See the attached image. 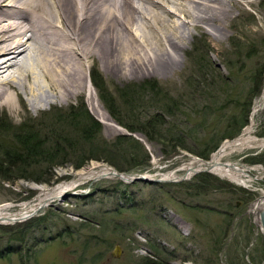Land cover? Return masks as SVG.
Here are the masks:
<instances>
[{
	"label": "rangeland",
	"instance_id": "1",
	"mask_svg": "<svg viewBox=\"0 0 264 264\" xmlns=\"http://www.w3.org/2000/svg\"><path fill=\"white\" fill-rule=\"evenodd\" d=\"M171 1L167 4L170 10L176 11L177 3L183 2L194 13L191 3ZM213 4L225 34L211 31L203 35L192 18L182 13L176 22L161 20L155 23V31L147 30L151 37L147 52L154 61L164 52H173L168 42L177 39L185 45L180 63L168 75L106 74L101 58L86 60L90 77L94 68L98 69L97 80L105 82L115 96L123 119L147 129V122L152 127L150 120L162 113L164 127L171 138L175 137L173 146L121 125L93 83V92L87 89L83 98L57 104L62 106L47 105L35 111L19 102L18 113L0 107V160L5 151L25 153L27 135L39 138L42 148L49 151L55 150L58 140H65L68 147L61 152L70 154L65 159L58 154L64 162L59 159L39 168L44 178L50 175L49 182L0 175V206L10 205L5 212L16 211L17 204L35 199L39 187L70 182L98 165L123 174L148 171L156 177L165 178L171 172L178 176L160 183L107 177L89 181L33 218L8 224L13 227L10 230L1 228L6 224L0 223V264H144L146 257L155 258L158 264H264V227L250 210L264 195L263 175L253 170L249 174L254 178L246 174L233 181L209 169L185 177L187 170L181 169L192 157L211 159L225 141L233 140H224L216 151L204 155L226 133L238 128L236 118L242 121L247 111L246 125L236 138L249 125L254 136L264 138V0H220ZM158 30L164 39L161 44L154 38ZM199 87V92L207 93L203 102L201 95L191 96ZM124 92L139 95L134 106L125 102ZM217 103L222 105L220 109L215 108ZM104 110L123 130L102 122L98 116H103ZM88 114L100 122L101 139L112 141L130 135L141 142L150 157L148 163L120 171L112 160L130 165L129 156L115 151L116 158L97 155L101 140L96 133L82 138ZM224 160L264 166V145L234 151ZM202 174L211 177L201 178ZM117 245L119 256L114 254Z\"/></svg>",
	"mask_w": 264,
	"mask_h": 264
},
{
	"label": "bare ground",
	"instance_id": "2",
	"mask_svg": "<svg viewBox=\"0 0 264 264\" xmlns=\"http://www.w3.org/2000/svg\"><path fill=\"white\" fill-rule=\"evenodd\" d=\"M184 1L192 4L194 13L183 2L177 3L176 11L170 10L167 4L171 0H0V107L18 113L20 102L37 111L47 105L62 106L57 104L83 98L87 89L94 91L86 69V60L90 59L101 58L106 74L168 75L180 63L179 54L185 45L177 39L168 42L173 52H164L154 61L147 52L151 46L147 30L155 31V23L176 22L182 13L192 18L194 27L203 35L211 31L225 34L222 18L213 13L217 9L213 3L220 0ZM154 38L159 44L164 42L159 30ZM98 117L103 123L123 130L105 110ZM260 145H264V138L254 136L253 126L249 125L240 136L225 141L211 159L192 157L181 169H187L188 177L209 169L233 181H240L246 174L253 177L249 173L254 170L264 179L263 165L224 160L234 151ZM164 176L178 177L174 172ZM106 177L125 182L133 178L108 166L91 167L70 182L52 188L39 187L38 196L17 204L16 211L5 212L10 205H1L0 223L11 225L29 220L40 210L73 194L68 192L78 185ZM250 210L261 227L264 195Z\"/></svg>",
	"mask_w": 264,
	"mask_h": 264
},
{
	"label": "trees",
	"instance_id": "3",
	"mask_svg": "<svg viewBox=\"0 0 264 264\" xmlns=\"http://www.w3.org/2000/svg\"><path fill=\"white\" fill-rule=\"evenodd\" d=\"M201 59V58H200ZM204 59V58H203ZM98 70V69H97ZM96 68H94V71L91 72V79L94 86L99 91V96L105 103L107 109L109 110L110 114L115 118L116 121H118L121 125L125 126L129 131L135 132L138 130L144 131L146 135H149L151 138L156 139L159 142H163L165 145H172L173 146V138L169 136V132L167 128L164 127L165 125V117L162 113H158L154 116V118L151 121L152 127L147 122V129L140 127L134 124L129 123L127 120L123 119L121 117V111L118 109V101L115 99V96L112 94V92H109V89H107L105 82L99 83L97 80V72ZM208 70V69H207ZM257 83V81H255ZM155 87V86H154ZM154 90V89H153ZM194 92L191 93V96L193 95H201V102H203V98L206 97V91L199 92V88H194ZM260 90V86L258 88V92ZM197 91V92H196ZM211 92H209L210 94ZM126 96V103H128L131 106H134L135 102L138 101L139 95L137 93L130 94L125 93L123 94ZM129 95H131L129 97ZM159 95V94H158ZM211 95V94H210ZM216 97L218 99H221V96H218L217 93H215ZM160 102V99H157ZM169 101V97H168ZM215 108L220 109L222 107L218 106V103L215 104ZM209 108V107H207ZM169 110V109H167ZM213 113V108L211 109L210 114ZM209 114V115H210ZM248 116V111L245 114V117L242 121L239 122L238 118H236V124L238 125L237 129H234L231 132L226 133L221 140H219L216 144H214L211 148V150L204 154L205 156H208L218 148V146L221 144V142L227 138L233 139L235 138L242 130V128L246 125V119ZM76 118V115L74 116ZM78 121V118H76ZM81 120V119H80ZM83 122V121H82ZM84 123L91 124V126H88L87 124L82 127V132L84 135L82 138L87 139L89 135H93L96 133L97 140H101V148H99V153L97 155H108L110 158H116L112 154L113 151L116 153H121V155L125 154L130 157V160L132 162L130 165H124L120 162H114L112 160V163L117 166V168L120 171H130L136 167H140L141 165H145L148 163V159H150L149 155L147 154V151L145 150V147L140 146L141 142H139L136 138H133V136L130 135H121L120 137H117V139H114L112 141H109L107 139H101L102 136V127L100 122L95 120V118H91V116L88 114L86 120ZM231 124H233L231 122ZM154 133L155 135H153ZM32 136V135H31ZM23 146L25 147V153L22 154H13L14 152L5 151L3 159L0 160V175L6 176L4 179H32L36 182H49L51 180V177L49 175L48 178H44L39 172V168L43 167L45 164H55L57 161L61 158L58 154L62 156V159H65L64 157L70 155L69 153H62V149L67 148L68 145H66L67 142L65 140H58L56 144L58 146L55 148V150H45L43 147V142L39 140V138L30 137L27 135L26 140L23 141ZM76 142L74 143L75 146ZM180 144V143H179ZM178 144V145H179ZM183 148H187L186 146L182 145ZM120 155V156H121ZM146 160H144V159ZM64 162V160H61ZM84 161V160H83ZM13 171V172H12ZM9 172H12L11 175H9ZM18 173V174H17ZM211 177L210 174H202L201 178ZM144 264H158L157 260L155 258H148L146 257Z\"/></svg>",
	"mask_w": 264,
	"mask_h": 264
},
{
	"label": "water",
	"instance_id": "4",
	"mask_svg": "<svg viewBox=\"0 0 264 264\" xmlns=\"http://www.w3.org/2000/svg\"><path fill=\"white\" fill-rule=\"evenodd\" d=\"M127 175H131V174H127ZM131 176H133V178L129 182H134V181L161 182V181H165V180H162V179H157V178H152V177H149V176H145V174H138L137 173L136 175H131ZM262 223H263V227H264V213L262 214ZM120 252H121L120 246L117 245L116 250L114 251V254L116 256H119Z\"/></svg>",
	"mask_w": 264,
	"mask_h": 264
}]
</instances>
